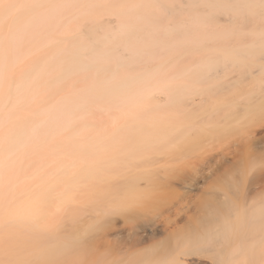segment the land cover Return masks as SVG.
Wrapping results in <instances>:
<instances>
[{"label": "bare ground", "instance_id": "bare-ground-1", "mask_svg": "<svg viewBox=\"0 0 264 264\" xmlns=\"http://www.w3.org/2000/svg\"><path fill=\"white\" fill-rule=\"evenodd\" d=\"M97 113L111 119L96 122ZM262 134L264 0L0 6V203L12 206L0 207V259L195 264L208 255L211 264H264V203L245 218L226 198L225 228L210 240L176 239L173 250L167 240L138 248L145 240L134 239L127 250L111 240L150 216L179 238L183 168L224 145L252 152ZM79 193L85 224L81 212L51 223L53 208L77 205ZM117 201L129 216L108 214Z\"/></svg>", "mask_w": 264, "mask_h": 264}, {"label": "rangeland", "instance_id": "rangeland-1", "mask_svg": "<svg viewBox=\"0 0 264 264\" xmlns=\"http://www.w3.org/2000/svg\"><path fill=\"white\" fill-rule=\"evenodd\" d=\"M11 1L13 0H0V6L3 7L6 3ZM24 1L28 2L29 0ZM106 17L107 16H105V18ZM11 19L12 17H9V20ZM5 30L8 31V28ZM45 53L46 50L33 53L29 59L34 60L42 58ZM27 61L28 60L22 61L18 67L16 66V70L18 72H23L27 68ZM41 106L43 105H37V107ZM26 117H29V115L25 113L18 115V119H25ZM95 117L96 122L100 120V122L103 121L102 123H106V121L108 122V120L111 119L109 115H104L103 113H97L94 118ZM251 151L252 152L247 151L243 144L232 147L224 145L222 148L208 153L204 159L198 160L196 163L183 168L180 172L182 185L179 189V195L184 197L186 202L180 211V221L175 229V235L179 238L171 237L169 231L164 230L162 226L155 225L156 222L153 220L154 217L150 216L139 220L141 227L139 226L138 229L133 230L135 234H139L138 236H136L133 231L130 232L128 230V225L123 227L122 224L121 231H119L116 236L114 235L111 237L113 245L117 248L127 250L128 248H132L134 241L137 239L145 240V243L138 248L154 245L167 240V248L173 250L174 243L177 241L176 239H181L189 235H196L199 233V235L205 236V239L210 240L212 237L216 236V233L225 228V222H223L225 218H222V216L228 214V207L230 204L226 202L227 199L236 203L240 215L246 218L253 206L262 205L264 203V134L258 136L255 141V146H253ZM45 162L48 161L45 160ZM26 182L31 183L32 179H28ZM23 197H25V195ZM82 201L83 194L79 193L77 205L70 206L62 211H56L53 208L54 213L51 216V223L56 224L59 220L66 218L68 213L81 212L78 225L79 227L84 225L86 217L81 209ZM3 206L12 209L10 203L1 202L0 207ZM215 210H217V212ZM214 213L218 217L216 221H214ZM229 219L233 221L234 218ZM121 223L119 222L118 225H121ZM71 228V224L65 223L66 233H68ZM150 238L151 240H149ZM18 239L29 241L30 237L21 235ZM93 240L97 242V239ZM192 259L195 264L212 263L208 255H198L194 256ZM62 264L79 263H77L76 260H69Z\"/></svg>", "mask_w": 264, "mask_h": 264}, {"label": "snow or ice", "instance_id": "snow-or-ice-1", "mask_svg": "<svg viewBox=\"0 0 264 264\" xmlns=\"http://www.w3.org/2000/svg\"><path fill=\"white\" fill-rule=\"evenodd\" d=\"M186 135L187 133H183V136L181 138L185 137ZM132 211H133L132 208H130L127 203H125L124 201H117L114 204H112V206L108 209V214H117V215L122 214L127 217ZM97 229H98V225L94 223L91 226L90 231L94 232ZM85 243H87L86 240ZM0 264H19V262L11 259H0ZM99 264H110V262L100 261Z\"/></svg>", "mask_w": 264, "mask_h": 264}]
</instances>
